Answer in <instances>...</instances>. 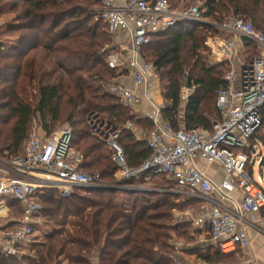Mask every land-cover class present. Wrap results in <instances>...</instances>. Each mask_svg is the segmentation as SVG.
Instances as JSON below:
<instances>
[{
    "label": "trees",
    "instance_id": "trees-1",
    "mask_svg": "<svg viewBox=\"0 0 264 264\" xmlns=\"http://www.w3.org/2000/svg\"><path fill=\"white\" fill-rule=\"evenodd\" d=\"M92 6H97L96 0H0V17L12 16L6 35L13 36L8 43L0 42V150L8 146L7 156L17 154L34 119L46 135L63 120L71 127V146L83 157L81 169L111 180L116 171L112 153L91 134L86 118L103 115L113 126L132 122L147 134L153 126L97 85L116 73L99 54L112 43V37L102 21L93 20ZM205 8L209 21L220 24L243 18L264 35V0H206ZM219 34L207 25L182 22L152 35L141 50L158 74L163 99L170 103L162 112L163 120L175 130L180 123L187 130H210L219 119L215 100L223 84L221 72L202 55L205 40ZM242 43L253 47L246 39ZM184 86L193 87V92L180 120ZM31 91H35L34 101H30ZM260 116L261 126L248 139L249 147L242 149L250 159L254 158L253 147L260 155L264 152V106ZM119 144L130 168L141 166L150 156L146 142L137 141L129 131H122ZM246 170L250 175V164ZM144 177L137 182L143 183ZM159 179L161 185L173 186L163 177L152 181ZM143 194L75 193L62 198L55 190H45L38 197L43 206L39 212L51 230L41 236L42 242L30 247L35 250L33 256L0 254V264H93L95 254L97 264H173V240L190 241L191 227L188 222L177 224L172 211L186 212L201 204ZM200 255L204 262L226 264L239 262L241 256L223 254L217 247L213 253L208 247Z\"/></svg>",
    "mask_w": 264,
    "mask_h": 264
},
{
    "label": "built area",
    "instance_id": "built-area-1",
    "mask_svg": "<svg viewBox=\"0 0 264 264\" xmlns=\"http://www.w3.org/2000/svg\"><path fill=\"white\" fill-rule=\"evenodd\" d=\"M96 1L93 20L102 21L113 40L100 55L107 67L117 72V79L125 74L131 78V85L115 80L105 90L131 110L141 108L143 101L148 103L149 110L139 114L153 126L145 140L150 156L141 166L130 168L119 138L125 130L139 141L138 127L132 122L113 126L98 115L90 114L87 118L89 129L95 138L107 145L116 167L114 180L107 182L81 169L83 157L71 146L70 127L62 125L49 135L29 134L17 154H0V254L19 256L35 244L33 220L41 209L38 197L45 190H55L62 198L75 193L136 191L175 196L182 201L195 200L210 208L207 214L194 220L195 227L206 226L211 241L223 254L248 252L247 231L253 230L264 238V216L253 222L224 203L229 193L237 189L243 194L245 213L261 214L264 208L261 179L255 181L248 174L246 168L251 159L242 152L249 147L248 139L261 126L264 35L243 18L212 23L204 17L206 0ZM182 22L215 27L220 32L205 42L211 57L210 66L223 69V84L215 100L219 119L210 130L200 127L187 130L183 123L175 130L162 117L170 103L164 99L155 103L151 98L150 88L159 83V78L154 67L143 59L141 50L150 43L152 35ZM242 39L249 41L256 51L247 62ZM192 92L193 87H182L181 100L186 102ZM179 108L182 120L185 104ZM252 153L253 163L259 165L262 159L256 148L253 147ZM195 159L208 166L218 164L223 169L224 178L217 187L198 169ZM142 176H145L143 184L136 185ZM154 177H163L173 186L145 187ZM14 204L22 206L20 214L13 212L11 205ZM231 264L256 262L248 259Z\"/></svg>",
    "mask_w": 264,
    "mask_h": 264
},
{
    "label": "crops",
    "instance_id": "crops-1",
    "mask_svg": "<svg viewBox=\"0 0 264 264\" xmlns=\"http://www.w3.org/2000/svg\"><path fill=\"white\" fill-rule=\"evenodd\" d=\"M118 1L122 2L123 0H118ZM117 80L119 82L124 83L125 85H131V78L127 74H125L124 76H119ZM150 93H151V98L154 100L155 103H159L163 100L162 89L160 88V85H158L157 83H154L151 86ZM143 102L144 103H142L141 108H138L136 111L130 109L132 115H135V117H141L139 114L140 111H143L145 109L149 110L148 103H146L145 101ZM183 103L185 104V102ZM138 137L142 141H145L147 137V133L140 127H138ZM258 155L261 156L260 154ZM253 159H251L250 161V173H251L250 176L252 178H253L252 176L253 170L257 165L256 163H253ZM195 162L198 169L201 172H203L207 178L210 179V181L215 187H217L224 178L223 169L218 164H212L208 166L202 160H198V159H195ZM263 166H259L260 171H262ZM257 178L261 179L260 187L262 188V190H264L262 186V184H264V177L262 176V174H260V176L256 177L255 181L257 180ZM242 199H243L242 192H240L237 189H234L232 192L229 193L228 199L224 204L229 208L241 212L245 216V218L253 222H258L260 218L264 216V208L262 209L261 214L249 215L242 210ZM209 210H210L209 206L200 205L199 208L189 210L186 212L172 211L175 222L177 224L188 222L191 227L189 231V234L191 236L190 241H185L179 238H175L173 240L172 243L174 247L173 264H226L224 262H218V261L207 263L200 258L201 257L200 254L206 251L208 247H212V253L214 251V248L217 247L216 243L211 241L206 226L197 228L193 225L195 219L200 218L202 215L207 214ZM247 235L250 242L249 251L246 253H237L235 255L238 254L241 255L239 259L240 262L247 261L248 259H252L256 262V264H264V238L256 234L253 230H248ZM30 254L33 255V252ZM19 256H28V255L22 254ZM97 256H98L97 254L94 255L96 259L94 258L93 264H97Z\"/></svg>",
    "mask_w": 264,
    "mask_h": 264
},
{
    "label": "rangeland",
    "instance_id": "rangeland-1",
    "mask_svg": "<svg viewBox=\"0 0 264 264\" xmlns=\"http://www.w3.org/2000/svg\"><path fill=\"white\" fill-rule=\"evenodd\" d=\"M96 8H97V6H92L91 7V9H92V11L94 12V10H96ZM9 22H12V16H9V15H7V16H3V17H0V42H3L4 44L5 43H8V41H10L9 39H12V37L13 36H7L6 35V29H7V25H8V23ZM212 22V21H211ZM249 22V21H248ZM212 23H214V24H218V23H216V22H212ZM251 23V22H250ZM212 28H214L215 29V27H212ZM220 35V34H219ZM205 42H206V40H205ZM112 43H113V40H112ZM112 43L110 44V45H112ZM204 47H205V43H204ZM242 51L243 52H245V60H246V62L249 60V57H251L252 56V54H253V56L256 54V51H255V49L252 47V48H246L244 45H243V49H242ZM100 54V53H99ZM30 55H32V54H30ZM203 57L204 58H206V60H208V65L210 66V61H211V57H210V54H209V51H208V49L205 47V50L203 51ZM102 56V55H101ZM243 56V55H242ZM103 61L105 62V59H104V57H103ZM215 70L217 71V72H221V74H222V72H223V69L222 68H215ZM117 73V72H116ZM115 80H117V78L116 77H114L113 79H111V80H106V79H102V80H99L98 81V83H97V85H99L102 89H103V91L104 92H106V87H107V85H109L110 83H112L113 81H115ZM159 82V81H158ZM158 85H160V82L158 83ZM160 88L162 89V86L160 85ZM107 93V92H106ZM108 94V93H107ZM34 95H35V91H31V96H30V101L32 100V101H34ZM33 97V98H32ZM121 101V100H120ZM122 103V102H121ZM97 115V114H96ZM98 117L101 119V120H103L104 118L103 117H105V116H103V115H98ZM88 118V117H87ZM87 118H86V125H87V127H88V129H89V126H88V123H87ZM104 121V120H103ZM62 125H66V126H68V127H70V125H69V123L68 122H66V121H61V122H59V123H57V124H55V126L53 127V131H55L58 127H60V126H62ZM70 129H71V127H70ZM52 131V132H53ZM89 131H90V129H89ZM91 132V131H90ZM262 133H263V135H264V128H263V130H262ZM30 134H37V135H45V133L42 131V128L40 127V125H39V123H38V120L37 119H34L33 121H32V127H31V132H30ZM92 134V133H91ZM8 148V146H6V148H4V150H0V154L1 155H7V152H5L6 151V149ZM9 149V148H8ZM261 159L262 158H264V152H262L261 153ZM263 169H262V171H260L259 170V166L258 165H256L255 166V168H254V170H253V178H254V180L256 179V177L257 176H260V174H262V176L264 177V166L262 167ZM104 180V179H103ZM114 180V175H113V178L111 179V180H104V181H107V182H112ZM136 183V185H139V184H143L142 183V181H140V182H135ZM150 186H153V187H166L167 185H161L160 184V179L159 180H156V181H153V182H151V184L150 185H145V187H150ZM262 186H263V188H264V184H262ZM169 187V186H168ZM140 193V192H139ZM81 195V194H80ZM143 195H147V193L146 194H143ZM123 197V199L124 200H127V195H123L122 196ZM149 197V196H148ZM152 197V196H151ZM14 209H13V212L15 213V211H17L19 214H20V212L22 211V206H20V205H17V204H14V205H11ZM39 206H40V208H42L41 207V205L39 204ZM12 212V213H13ZM39 214V215H38ZM42 215V213H36L35 214V217L37 218V219H34L33 220V222H34V224H33V229H34V239H35V243H40V242H42V235L44 234V233H46V232H48V231H50L51 229H50V224H48V222L41 216ZM14 216H16V214H14ZM13 216V217H14ZM53 229H54V227H53ZM32 248V247H31ZM30 247L29 248H27V249H25L22 253H23V255H28V256H30L31 254L30 253H32L33 252V254H34V251L31 249ZM31 256H33V255H31Z\"/></svg>",
    "mask_w": 264,
    "mask_h": 264
},
{
    "label": "water",
    "instance_id": "water-1",
    "mask_svg": "<svg viewBox=\"0 0 264 264\" xmlns=\"http://www.w3.org/2000/svg\"><path fill=\"white\" fill-rule=\"evenodd\" d=\"M264 165V158H262L261 163L259 164V166H263ZM136 191H130V193H135Z\"/></svg>",
    "mask_w": 264,
    "mask_h": 264
}]
</instances>
